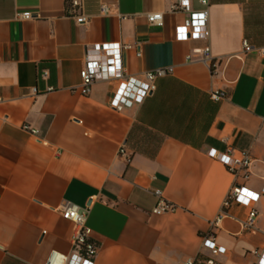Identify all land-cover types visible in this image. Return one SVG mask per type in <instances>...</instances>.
Listing matches in <instances>:
<instances>
[{
	"label": "crops",
	"instance_id": "1",
	"mask_svg": "<svg viewBox=\"0 0 264 264\" xmlns=\"http://www.w3.org/2000/svg\"><path fill=\"white\" fill-rule=\"evenodd\" d=\"M69 1L0 0V264L69 254L67 203L89 211L94 264L206 260L210 233L225 249L214 264H253L251 251L264 249V197L250 232L241 205L217 228L211 222L233 186L259 193L264 184V0H189L192 11L207 9L209 35L187 41L175 40L187 18L169 12L175 0H79L85 24L67 15ZM24 12L31 19L17 17ZM154 12L160 28L147 22ZM104 43L139 47L140 56L122 52L131 77L173 73L141 104L116 111L114 81L95 83L88 96L78 91L86 53ZM205 47L209 63L195 52ZM212 90L225 97L212 101ZM228 148L248 153L247 179L208 156ZM155 191L174 213L152 214Z\"/></svg>",
	"mask_w": 264,
	"mask_h": 264
},
{
	"label": "built area",
	"instance_id": "2",
	"mask_svg": "<svg viewBox=\"0 0 264 264\" xmlns=\"http://www.w3.org/2000/svg\"><path fill=\"white\" fill-rule=\"evenodd\" d=\"M202 6H207V0H198ZM81 3L79 0H70L67 15L75 20L77 24H85L88 17L80 12ZM106 8L101 6V12ZM170 13H184L186 20L175 27L174 34L176 41L204 40L209 35L208 31V11H192L189 0H175L169 7ZM22 20L31 19L29 12L17 14ZM147 22L151 27L160 28L163 25L162 14L159 12L149 13ZM244 51H249L250 46L247 41H242ZM136 48V55L140 56L137 45H121L119 43L96 44L91 51H88L84 57V65L79 72L80 85L78 91L82 96H88L92 86L97 82H115V87L110 99V107L116 111L141 104L154 90L155 81L173 73L172 67L158 68L145 72L141 78H135L127 75L123 62L122 52ZM202 55V61L209 63L211 60L208 47L202 50H196ZM264 56V49L261 51ZM190 60V57H187ZM213 67V65H210ZM225 97V93L220 90H212L209 98L217 102ZM27 129V127H25ZM35 135L37 131L30 130ZM119 155L128 157L123 148L118 151ZM208 156L219 161L226 168L228 173L237 177L244 172L242 178H248V168L251 165V159L246 151H237L228 148L223 152L213 149L208 151ZM154 194L158 197V202L152 210L154 215L174 213L176 206L164 201L159 191ZM264 197V184L259 193L249 190L244 186H233L224 199L219 215L211 222L212 228H217L220 220L227 214L226 210L232 205L237 204L249 209L246 219L242 223V230L250 232L254 229L257 218V211L254 205ZM88 209H80L73 204H66L61 209L62 219L69 221L73 225L74 232L71 237L72 249L69 254H63L57 251H51L44 264H94V259L98 252V245L91 239V230L86 225ZM201 246L209 252V258L206 260L185 259L181 264H214L213 258L225 253V249L217 245L214 241L213 233L203 235ZM255 257L253 264H264V249L251 251Z\"/></svg>",
	"mask_w": 264,
	"mask_h": 264
}]
</instances>
